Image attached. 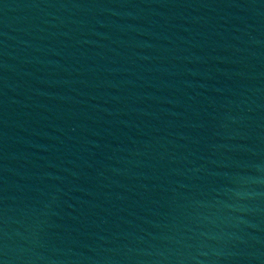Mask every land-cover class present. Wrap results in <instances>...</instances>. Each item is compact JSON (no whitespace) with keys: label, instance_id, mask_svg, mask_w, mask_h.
<instances>
[{"label":"water","instance_id":"95a60500","mask_svg":"<svg viewBox=\"0 0 264 264\" xmlns=\"http://www.w3.org/2000/svg\"><path fill=\"white\" fill-rule=\"evenodd\" d=\"M0 264H264V0H0Z\"/></svg>","mask_w":264,"mask_h":264}]
</instances>
